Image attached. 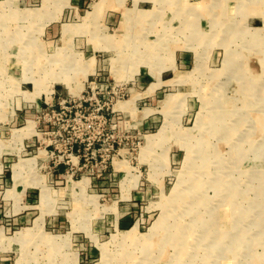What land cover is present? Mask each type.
Here are the masks:
<instances>
[{
    "label": "rangeland",
    "instance_id": "rangeland-1",
    "mask_svg": "<svg viewBox=\"0 0 264 264\" xmlns=\"http://www.w3.org/2000/svg\"><path fill=\"white\" fill-rule=\"evenodd\" d=\"M263 46L264 0H0V169L23 172L0 187V264H264ZM53 85L114 98L124 140L105 178L52 177L37 110ZM181 177L204 206L170 199ZM175 218L189 235L159 244Z\"/></svg>",
    "mask_w": 264,
    "mask_h": 264
},
{
    "label": "built area",
    "instance_id": "built-area-1",
    "mask_svg": "<svg viewBox=\"0 0 264 264\" xmlns=\"http://www.w3.org/2000/svg\"><path fill=\"white\" fill-rule=\"evenodd\" d=\"M90 90H85L79 99L58 98V101L45 103V107L37 110L40 119L44 120L39 135L44 136L45 150L50 153L54 167H68V179H73L80 171H87L89 166L93 169L99 165L101 169L98 174H91L92 179L105 178L107 169L120 155L118 147L124 140L110 135L117 128V112L112 110L113 116L107 113L114 98L111 101L103 97L104 101H101L95 87ZM119 99L116 98L115 103Z\"/></svg>",
    "mask_w": 264,
    "mask_h": 264
},
{
    "label": "bare ground",
    "instance_id": "bare-ground-1",
    "mask_svg": "<svg viewBox=\"0 0 264 264\" xmlns=\"http://www.w3.org/2000/svg\"><path fill=\"white\" fill-rule=\"evenodd\" d=\"M98 11V10H97ZM236 11V10H235ZM234 11V12H235ZM132 12L130 11V12H126V15L128 16V18L130 19V17H132ZM130 16V17H129ZM263 44V43H262ZM264 47V46H263ZM140 52V51H139ZM150 54V53H149ZM148 56L146 55L145 56V58H147ZM149 57H150V55H149ZM234 76V75H233ZM236 76H238L237 74H236ZM243 76V75H242ZM240 77V76H239ZM250 78V77H249ZM252 79V78H251ZM248 81V80H247ZM259 83V82H258ZM249 84V83H248ZM257 85V84H256ZM36 86V85H35ZM254 86V85H253ZM256 89V88H255ZM218 91V90H217ZM263 91V90H262ZM262 99V98H261ZM175 101V99H173V100H170L169 101V103H173ZM176 102V101H175ZM204 106V105H203ZM230 107V106H229ZM234 108V107H233ZM205 109V108H204ZM219 116V119H221L222 118V116H223V114H221V115H217V117ZM199 119H200V117H199ZM202 119V118H201ZM228 125V124H227ZM31 127V126H30ZM235 128V127H234ZM163 133H165V127H163L161 130H160V132H159V134H163ZM264 148V147H263ZM260 150V149H259ZM207 167L206 166H204V169L201 171V174L203 175H206L207 174ZM197 172H200V171H197ZM190 173H188V175L187 176H190L189 175ZM191 174H193V173H191ZM186 176V177H187ZM183 179V177H181L180 178V180L178 181V184H177V186H176V189H175V191H174V193L172 194V197H170V199L171 198H175L174 200H177V198L179 199V198H181V197H183V198H186L187 196H190L191 198H193V199H195L196 200V204L199 206V207H201V206H204L205 205V198H204V196H203V194H201V192H200V188H199V186L197 185V183L196 182H193V180L191 179V177H190V180H189V178H188V180H185V181H183L182 180ZM185 183V184H184ZM184 190H186V191H189V190H191L192 191V193L191 192H189L188 193V195H185V194H183L184 193ZM231 204V203H230ZM232 204H233V202H232ZM234 209V208H233ZM233 209H231L228 213L229 214H231V213H233L234 212V210ZM203 210V209H202ZM213 210H211V212H212ZM177 219L175 218V222H174V224H166V225H158L157 227H156V229H155V233H154V236H155V238L156 237H159L160 235H161V230H162V232H163V230L164 231H166V235L164 236V239H163V241L162 242H160L159 244H162V243H166V242H168L169 240H171L172 238H175V236H178V237H181L182 236V233H185V235L187 236V235H189V233L188 232H190L191 230H192V228L191 227H182V226H180V223H178L177 221H176ZM197 223L195 224V225H197L198 224V227H200V229H201V233H202V236H207V235H210V236H212L213 235V237H215V239L217 240V241H222L223 240V237L225 236V234H224V228L222 227V228H220V224L217 222V219H215L214 218V221L215 222H213L212 221V219H206V218H204V217H199L198 219H197ZM213 222V223H212ZM157 225V224H156ZM185 231V232H184ZM158 244V242H155V243H148L147 245H150V250H152L155 246L157 247V245H159ZM162 255V254H161Z\"/></svg>",
    "mask_w": 264,
    "mask_h": 264
},
{
    "label": "crops",
    "instance_id": "crops-1",
    "mask_svg": "<svg viewBox=\"0 0 264 264\" xmlns=\"http://www.w3.org/2000/svg\"><path fill=\"white\" fill-rule=\"evenodd\" d=\"M163 80V79H162ZM164 81H162V83H163ZM32 83V82H31ZM55 85H53L52 87H50V88H52L53 89V93L52 94H50V95H47L48 97H50V98H52V95L54 94V98L56 99V98H63L62 96L63 95H61V93L59 92V91H57V90H55V87H54ZM32 92V91H31ZM31 92H26V91H23V92H21L22 93V95L24 96V98L27 100H30V101H32V102H36L38 99H33V97L30 95L31 94ZM41 95H43V94H41ZM40 95V96H41ZM58 95V96H57ZM23 143V142H22ZM67 169H68V167H66V166H60L59 168H57V170L55 169L54 171H53V175H52V177L56 180V182H58V183H64V181L63 180H65L66 179V176H67ZM23 173V172H22ZM22 173H21V175L17 178V179H15V177H14V173H13V175L11 176V178H7L6 176H4L3 175V167L0 169V187L1 188H7V190H6V193L8 192V191H16V189H19L20 188V183H18V182H20L22 179H23V177H22ZM68 178V177H67ZM69 181V180H68ZM90 183V182H89ZM90 184H92V183H90ZM96 184V183H95ZM17 186V187H16ZM10 188V189H9ZM29 188H38L37 186L35 187V186H30ZM25 194H26V196H25V201L24 202H21V204H23V205H26V204H29V200H28V198L29 199H32L33 197H32V195H31V192H29V191H27V192H25ZM7 200H11V201H13L10 205H11V207L12 208H14V206H15V202H14V198H9V199H7ZM122 201V200H121ZM11 208V209H12ZM27 215H28V213H27V211H24V212H22V213H19V214H16V215H14L16 218H18V219H20V220H24V219H27Z\"/></svg>",
    "mask_w": 264,
    "mask_h": 264
}]
</instances>
